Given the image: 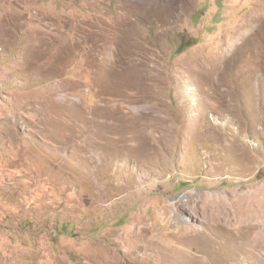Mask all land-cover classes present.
<instances>
[{"label":"rangeland","instance_id":"rangeland-1","mask_svg":"<svg viewBox=\"0 0 264 264\" xmlns=\"http://www.w3.org/2000/svg\"><path fill=\"white\" fill-rule=\"evenodd\" d=\"M164 2L0 0V264H264V0Z\"/></svg>","mask_w":264,"mask_h":264},{"label":"bare ground","instance_id":"bare-ground-1","mask_svg":"<svg viewBox=\"0 0 264 264\" xmlns=\"http://www.w3.org/2000/svg\"><path fill=\"white\" fill-rule=\"evenodd\" d=\"M138 1L143 2V3H149V5L154 8L163 9L164 12L167 11L169 13V18L176 17L175 15L176 6L172 4H170V6L168 4L165 5L164 0H138ZM164 20H167V19H164Z\"/></svg>","mask_w":264,"mask_h":264}]
</instances>
